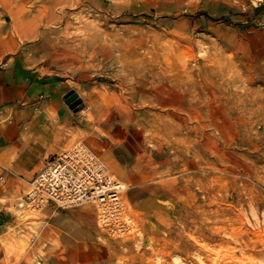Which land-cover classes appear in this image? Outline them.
<instances>
[{
  "label": "rangeland",
  "instance_id": "rangeland-1",
  "mask_svg": "<svg viewBox=\"0 0 264 264\" xmlns=\"http://www.w3.org/2000/svg\"><path fill=\"white\" fill-rule=\"evenodd\" d=\"M34 1L0 0V61L54 84L68 113L39 95L30 176L83 141L135 228L112 235L95 202L19 208L26 184L0 264H264V0ZM134 42L149 77L127 75Z\"/></svg>",
  "mask_w": 264,
  "mask_h": 264
},
{
  "label": "crops",
  "instance_id": "crops-1",
  "mask_svg": "<svg viewBox=\"0 0 264 264\" xmlns=\"http://www.w3.org/2000/svg\"><path fill=\"white\" fill-rule=\"evenodd\" d=\"M58 89L23 65L0 61V232L20 224L19 213L10 209L12 198L34 178L30 173L36 159L31 151L42 113L37 107L39 95L47 94L48 104L58 115L67 112Z\"/></svg>",
  "mask_w": 264,
  "mask_h": 264
},
{
  "label": "built area",
  "instance_id": "built-area-1",
  "mask_svg": "<svg viewBox=\"0 0 264 264\" xmlns=\"http://www.w3.org/2000/svg\"><path fill=\"white\" fill-rule=\"evenodd\" d=\"M124 190L103 160L78 141L35 174L18 207L42 210L51 204L69 208L95 202L101 225L112 235H122L135 228L126 214Z\"/></svg>",
  "mask_w": 264,
  "mask_h": 264
},
{
  "label": "bare ground",
  "instance_id": "bare-ground-1",
  "mask_svg": "<svg viewBox=\"0 0 264 264\" xmlns=\"http://www.w3.org/2000/svg\"><path fill=\"white\" fill-rule=\"evenodd\" d=\"M22 2V1H21ZM42 0H37V1H34L32 3L33 6H36L37 4L38 5H42ZM7 4L9 5L10 7V4L8 3L7 1ZM13 4V3H12ZM65 5V4H64ZM63 5V6H64ZM68 5V4H67ZM70 5V3H69ZM4 6V5H3ZM14 6H23V7H26L27 6V3L26 2H15L14 3ZM61 6V5H60ZM21 7L19 9H21ZM46 7V6H45ZM42 8V7H41ZM61 8V7H60ZM28 9V8H27ZM9 10V9H8ZM6 10V11H8ZM31 9L27 10V11H30ZM36 10V9H35ZM44 10V9H43ZM56 10V9H55ZM22 11V10H20ZM17 11H14L13 9L10 8V11L11 12V15H12V18H13V25L16 29H18V31L23 30L24 28V22L25 21V17L23 16L24 14H21ZM54 12V11H53ZM10 13H8L9 15ZM32 16V15H31ZM11 18V17H10ZM61 18V17H60ZM60 20V19H59ZM63 20V19H62ZM61 21V20H60ZM58 22V21H57ZM42 25V24H41ZM43 26V25H42ZM6 26L5 25H1L0 27V33H2L3 31H5L7 28H5ZM44 27V26H43ZM47 27V26H46ZM51 27V26H50ZM37 29V28H36ZM13 30V29H11ZM11 32V31H10ZM37 33V32H36ZM15 36V35H14ZM38 36V35H37ZM3 37V36H1ZM7 38V37H6ZM37 38V37H36ZM81 38V37H80ZM92 38V37H91ZM3 39V38H2ZM5 39V37H4ZM33 39V38H32ZM15 40V39H14ZM29 40V39H28ZM2 41V40H1ZM6 41V40H5ZM5 41H2V45L1 46H4V42ZM88 42V40H87ZM9 43V41H8ZM43 45L46 43V41L42 42ZM10 44V43H9ZM77 44V43H76ZM95 44V43H94ZM93 44V45H94ZM138 46H140V43L139 42H134L132 43L131 47L124 53V57L122 58L123 59V65L124 67L127 69V72L128 74L127 75H130V76H133V77H137V76H141V75H144L146 77H149L150 74H151V71L153 70V58L151 57V55L149 54V51L146 50L145 52L141 53V51L138 49ZM7 48V47H6ZM11 48V47H10ZM14 48V47H13ZM141 48V47H140ZM5 50V49H4ZM7 51V50H6ZM76 93H78V96H75V94H71L69 96V99L71 101V104H74V106H80L81 103H84L86 100H85V96L83 93L79 92V91H76ZM80 99H82L83 101H80ZM91 114V113H90ZM83 142V141H81ZM85 145L88 147V145L85 143ZM89 148V147H88ZM90 149V148H89ZM91 150V149H90ZM36 164H40L39 160L36 161ZM263 257V256H262Z\"/></svg>",
  "mask_w": 264,
  "mask_h": 264
},
{
  "label": "trees",
  "instance_id": "trees-1",
  "mask_svg": "<svg viewBox=\"0 0 264 264\" xmlns=\"http://www.w3.org/2000/svg\"><path fill=\"white\" fill-rule=\"evenodd\" d=\"M223 20H225V21H229V20H227V18H223Z\"/></svg>",
  "mask_w": 264,
  "mask_h": 264
}]
</instances>
